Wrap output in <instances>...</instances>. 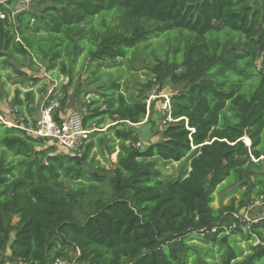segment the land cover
I'll return each mask as SVG.
<instances>
[{
  "label": "trees",
  "instance_id": "trees-1",
  "mask_svg": "<svg viewBox=\"0 0 264 264\" xmlns=\"http://www.w3.org/2000/svg\"><path fill=\"white\" fill-rule=\"evenodd\" d=\"M34 4L13 14L17 1H0V68L43 67L71 81L80 59L96 99L83 104L88 133L72 153L0 123V264H53L72 253L73 264H264V217L239 215L264 197V0ZM109 15L119 31L95 23ZM173 31L189 39L171 65L184 68L171 74L184 89L169 98L173 121L160 139L142 146L145 88L134 91V76L103 82L99 72L133 70L141 44ZM160 65L149 67L159 84ZM39 83L15 90L11 121L33 120L30 104L48 88ZM183 160L182 177L161 175ZM224 181L238 182L230 195L239 199L214 208Z\"/></svg>",
  "mask_w": 264,
  "mask_h": 264
},
{
  "label": "rangeland",
  "instance_id": "rangeland-1",
  "mask_svg": "<svg viewBox=\"0 0 264 264\" xmlns=\"http://www.w3.org/2000/svg\"><path fill=\"white\" fill-rule=\"evenodd\" d=\"M0 1H9V4L13 0H0ZM19 1V0H16ZM36 4H30L27 8L37 9ZM95 23L101 25L105 28L113 27V29L119 31L117 26L119 25L118 21L115 20L111 15L103 18H95ZM178 31H173L170 35L160 36L150 40L147 43L141 44L140 47L136 50L135 55H131L129 60H131L135 65L133 70L125 71L122 75L120 73H114L112 69L104 70L99 72L103 82H106L109 77L112 78H121L119 83L125 85L124 81L131 79L134 76V79L131 81V87H134V91L145 88L148 100H147V116L145 120L140 124L142 143L141 145H147L150 143H155L160 139V131L164 127L163 123V113L161 106L167 100H169L171 95H174L184 89V82H175L172 81L171 74L181 77L184 73V68L180 66L179 68H173L171 65L180 63L182 60V50L183 47L188 43L187 34H179ZM222 39V36L220 37ZM155 58L162 60L161 62L156 63ZM153 64L160 65V68L156 70L159 72V75L162 79V82L159 84L156 83L154 78V73L150 72L149 67ZM131 66V65H130ZM37 67V64L34 65ZM125 67V66H124ZM123 67V68H124ZM148 67V68H147ZM18 69L23 76H19L14 72V69ZM87 68L85 61L78 60V66H76V73L73 80L69 81L66 77L57 75V70L52 72H45L43 67H39V70L34 72L27 68V66H20L11 62L9 66L5 68H0V115L3 119H10L12 111V99L15 94V90L19 89L22 93L26 92L27 86H25V81L36 78L45 83L48 88L44 97H35V102L30 104L31 114L33 119L36 118L40 111L44 108L43 106H48L50 101L56 100L59 101L66 97L64 105L61 106L63 114L70 113H79L81 116L84 115L83 104L90 103L92 100L96 99L94 89L95 85H92L94 77L87 75ZM106 72V73H105ZM170 72V73H169ZM169 76H166V74ZM151 76V77H150ZM143 86V87H142ZM33 87L31 90L35 91L36 88ZM65 87V88H64ZM49 90H52V94L48 95ZM77 115V114H75ZM243 142L246 145H249V141L246 137L243 138ZM95 152V149L92 150V154ZM91 154V155H92ZM95 160H98L100 165L106 166L107 169L110 167L104 163V161L96 155ZM116 154H113L110 158L111 163L115 162ZM254 161V160H253ZM189 169V162L183 160L181 162H172L165 166H162L161 175L167 178L177 179L184 175V172ZM264 173V165L259 170ZM101 173V172H100ZM238 186V182H229L224 181L214 192V200L212 206L214 208H220L229 203L230 199L235 196L236 199H239L238 194L230 195ZM256 210V211H255ZM251 205L244 207L239 211V215L243 216L245 219H255L257 218V211ZM16 219L12 220L14 223ZM13 233L11 234V236ZM189 244H198L197 240L192 239ZM241 247H244V244L241 243ZM202 251L201 249H199ZM73 255L69 254V257L64 258L63 260L72 263Z\"/></svg>",
  "mask_w": 264,
  "mask_h": 264
},
{
  "label": "built area",
  "instance_id": "built-area-1",
  "mask_svg": "<svg viewBox=\"0 0 264 264\" xmlns=\"http://www.w3.org/2000/svg\"><path fill=\"white\" fill-rule=\"evenodd\" d=\"M37 1L38 0L17 1L16 11L13 14L28 9L27 7L29 4H34ZM0 18H4V16L0 14ZM50 94H52V90H49L48 95ZM43 107L44 108L40 111L36 118L25 124L16 123L8 119L5 120L1 115L0 123H3L9 128L20 129L34 138L43 139L44 141L52 143L54 146H57L66 152H75L81 140L84 139L88 133L82 128L81 115L78 112H72L67 115L58 112L60 102L56 100L50 101L48 106ZM161 109L163 113V123L172 122L173 120L170 117L169 100L163 103ZM253 206L255 209H258L257 217H264V197H260L252 203V210ZM53 264L69 263L63 259H59ZM70 264H73V262Z\"/></svg>",
  "mask_w": 264,
  "mask_h": 264
},
{
  "label": "crops",
  "instance_id": "crops-1",
  "mask_svg": "<svg viewBox=\"0 0 264 264\" xmlns=\"http://www.w3.org/2000/svg\"><path fill=\"white\" fill-rule=\"evenodd\" d=\"M10 115H11V117H12V114H11V113H10ZM11 117H10V119H8V120H10V121H11V119L13 118V117H12V118H11Z\"/></svg>",
  "mask_w": 264,
  "mask_h": 264
}]
</instances>
